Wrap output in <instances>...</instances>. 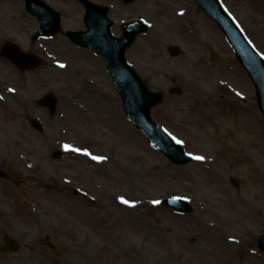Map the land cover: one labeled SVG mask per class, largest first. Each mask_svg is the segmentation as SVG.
Here are the masks:
<instances>
[{"label":"rangeland","instance_id":"obj_1","mask_svg":"<svg viewBox=\"0 0 264 264\" xmlns=\"http://www.w3.org/2000/svg\"><path fill=\"white\" fill-rule=\"evenodd\" d=\"M7 1L3 10L22 17ZM45 1L61 11L63 30L84 29L77 1ZM92 1L108 6L117 36L124 21L148 23L125 56L162 93L152 120L193 159L174 164L151 146L127 120L102 61L61 31L33 40L38 23L30 15V52L42 64L23 79L2 63L1 79L30 103L16 94L1 107L0 158L14 173L0 191V239L18 240L20 249L0 250V264H264L256 246L264 121L223 33L193 0ZM221 1L264 56V0ZM46 93L57 97L53 111L38 105ZM34 117L42 131L31 127ZM170 196L191 210L164 206Z\"/></svg>","mask_w":264,"mask_h":264},{"label":"water","instance_id":"obj_2","mask_svg":"<svg viewBox=\"0 0 264 264\" xmlns=\"http://www.w3.org/2000/svg\"><path fill=\"white\" fill-rule=\"evenodd\" d=\"M125 2L130 0H124ZM195 3L225 32L235 56L250 76L255 87L257 106L264 118V58L261 57L242 33L236 27L232 19L223 11L218 0H194ZM88 15L86 24L89 31L80 35L81 44L91 47L104 60L110 71L112 79L118 90L122 105L128 119L145 135L147 140L158 147L171 161L185 163L190 156L184 152L180 143L171 137L165 130L154 123L150 118V108L161 99L160 93L148 90L134 70L128 65L124 58V50L132 43L136 33L145 31L146 24L140 20L124 24L125 33L122 38H114L109 32V25L112 23L107 17V8L97 7L86 2ZM30 12L37 15L42 24L40 32L48 33L45 29L46 16L53 11L41 0H30ZM52 29L50 28V31ZM69 37L79 43L77 33H68ZM36 58L30 57V66L36 65ZM43 103L55 109V98L46 96ZM38 127V124H36ZM177 210H189V206L177 198H169L164 201ZM259 248L264 250V233L259 238Z\"/></svg>","mask_w":264,"mask_h":264},{"label":"flooded vegetation","instance_id":"obj_3","mask_svg":"<svg viewBox=\"0 0 264 264\" xmlns=\"http://www.w3.org/2000/svg\"><path fill=\"white\" fill-rule=\"evenodd\" d=\"M3 3L9 4V2L7 0H0V75L2 74L3 61L10 63L8 58L5 57L7 50L4 49V46H9L8 44H15L21 48H26L27 50L30 48V14L25 10L24 0H14V5L19 8L22 13V17H25V19L18 17V12L16 10L11 9L8 13L5 12L3 10ZM4 29H8L13 32L5 31ZM16 29L19 31L22 30L25 33V40L21 42L18 40L15 33ZM15 70L17 73L19 72V69ZM2 89V81L0 80V92H2ZM1 161L2 160L0 159V166L2 165ZM3 178L4 177L0 175V189L3 184Z\"/></svg>","mask_w":264,"mask_h":264},{"label":"snow or ice","instance_id":"obj_4","mask_svg":"<svg viewBox=\"0 0 264 264\" xmlns=\"http://www.w3.org/2000/svg\"><path fill=\"white\" fill-rule=\"evenodd\" d=\"M62 66V65H61ZM178 143H179V141H177ZM67 147V146H66ZM93 159H102V158H98V157H93ZM196 159H203V157H196ZM121 202L122 203H125V204H128L129 203V201H127V200H123L122 198H121ZM154 203H158V201H155Z\"/></svg>","mask_w":264,"mask_h":264}]
</instances>
